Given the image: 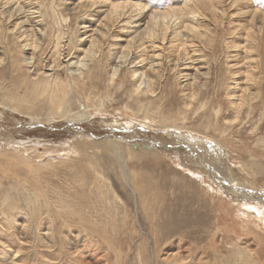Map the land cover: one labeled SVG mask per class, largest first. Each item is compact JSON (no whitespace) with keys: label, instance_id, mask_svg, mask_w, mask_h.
<instances>
[{"label":"rangeland","instance_id":"obj_1","mask_svg":"<svg viewBox=\"0 0 264 264\" xmlns=\"http://www.w3.org/2000/svg\"><path fill=\"white\" fill-rule=\"evenodd\" d=\"M4 1L0 99L19 108L0 100V264H264V199L239 192H264V0L180 9L164 39L149 14L193 0ZM115 3L131 13L108 20ZM77 127L160 154L126 156L125 181L74 151Z\"/></svg>","mask_w":264,"mask_h":264},{"label":"bare ground","instance_id":"obj_2","mask_svg":"<svg viewBox=\"0 0 264 264\" xmlns=\"http://www.w3.org/2000/svg\"><path fill=\"white\" fill-rule=\"evenodd\" d=\"M11 1H13V0H5L4 2L7 4H9ZM19 1V0H18ZM190 1V0H189ZM189 1H188V3H189ZM1 3L2 4H4L3 3V0L2 1H0V6L2 7V5H1ZM104 3V2H103ZM192 3V2H191ZM190 3V4H191ZM212 3V0H193V5L191 4L190 6L189 5H187L186 4V6H185V4H184V6H182V8L180 7L179 9H177V10H172L171 12L170 11H165V12H154L153 11V13H151V14H149V18H148V20H147V23H146V26H145V28L142 30V33L143 34H147V37H150V38H160V36H163V39L166 37V35L169 33V31L170 32H173V34H176V36L177 37H181V35L183 34L182 33V31L181 30H177V29H175V28H173V23L171 22V20L177 15V12H178V10H180V9H182V13H185L186 12V14H194L195 12H199L198 10H199V8L200 7H205V6H208V5H210ZM113 5V4H112ZM130 5H133V4H130ZM136 5V4H135ZM11 6V5H10ZM141 6V5H140ZM139 6V7H140ZM22 7L23 6H20V5H17L16 7H13L12 8V6L10 7V9L8 10L9 11V15H10V17L12 16V14H17V13H24L22 10H24V9H22ZM133 7V6H132ZM131 7V8H132ZM24 8V7H23ZM135 8V7H134ZM142 8V7H141ZM210 8V7H209ZM111 10L109 11V14H108V12H107V16H106V18L109 20V19H114V18H121V17H125L127 14H128V12H130V9L129 8H127V5L126 6H124L123 4H117V3H115V5L114 6H112L111 8H110ZM175 9V8H174ZM143 11V10H142ZM164 11V10H163ZM212 11V10H211ZM7 12V11H6ZM30 12V11H29ZM28 12V13H29ZM210 12V11H209ZM131 13V12H130ZM130 13H129V15H130ZM30 14H32V13H30ZM185 14V15H186ZM143 15H145L144 14V12H137V13H134V14H132V16L130 17V19L131 20H128V21H130V25L132 26V24L133 23H135L134 24V28L136 29V27H139L140 28V25H142V20H143ZM195 15V14H194ZM33 16V15H32ZM32 16H30V17H32ZM147 16V15H146ZM146 16H144V17H146ZM30 17H29V19H30ZM192 17V16H191ZM28 17L26 18V16L24 15L23 16V20L21 21L22 22V26L23 25H26L27 23H28ZM120 20V19H119ZM30 21V20H29ZM116 21V20H115ZM125 21V20H124ZM182 23V22H181ZM188 23V22H187ZM191 24V23H190ZM28 25V24H27ZM172 25V26H171ZM183 25V24H182ZM186 25V24H185ZM184 26V25H183ZM185 28L187 29V30H195V28H193V27H191L189 24H187L186 26H185ZM185 28H184V31H185ZM134 30V29H133ZM136 31V30H135ZM192 31V32H193ZM195 32H197V30L195 31ZM173 36V35H172ZM137 37V36H136ZM137 39V38H136ZM144 39H147V38H144ZM176 39V38H175ZM141 40V39H140ZM157 40V39H156ZM188 40V39H187ZM147 41V40H146ZM149 42V41H148ZM184 42H185V40H184ZM145 43V42H144ZM151 43V42H150ZM146 44V43H145ZM170 44V43H169ZM180 45V43L178 44V46ZM143 46V45H142ZM138 48V47H137ZM144 48V47H143ZM89 51H91L90 49H88V52ZM93 52V51H92ZM90 54V53H89ZM87 56V55H86ZM61 63V62H60ZM92 70V69H91ZM59 80V79H58ZM45 81V80H44ZM44 81H38V84H42V83H44ZM37 83V82H36ZM46 85V84H45ZM55 85V84H54ZM57 85V84H56ZM141 85V84H140ZM50 86V85H49ZM59 86V85H58ZM57 87V86H56ZM65 87V86H64ZM141 87V86H140ZM57 90H58V88H57ZM47 91V90H46ZM45 91V92H46ZM59 91V90H58ZM38 92V91H37ZM56 92V91H55ZM139 92V91H138ZM56 93H58V92H56ZM56 93H54V94H56ZM66 93H67V91H66ZM45 94V93H44ZM59 95H61L60 94V91H59V93H58ZM58 94H56L57 96L56 97H58L59 95ZM52 97H55L54 95L52 96ZM60 98H61V96H60ZM57 99V98H56ZM0 100H2V99H0ZM11 100V99H10ZM1 102H3L5 105L7 104L5 101H1ZM11 102H13V101H11ZM7 105H9V106H15L14 108H19V107H17L18 105H16L14 102H13V104L12 103H10V104H7ZM21 108V107H20ZM61 112V111H60ZM78 116L79 117H83L84 116V114H81V115H79L78 114ZM113 116V115H112ZM85 118V117H84ZM81 120V119H80ZM78 128V130L76 129V139H74L73 140V142H72V145H73V148H74V151L75 150H78V151H83V152H85L87 155H90L89 154V151L91 150V149H95L96 147H98V148H100L102 151H101V153H103V155H105V157L106 156H109L108 157V161L110 162L111 161V159L112 158H114V160H113V162L112 163H118L119 164V168L121 169V171H122V175H121V177H123L122 179H125V181H128V180H130V179H132L128 174L127 175H125V173H127V164H126V162H127V157H128V155H135L136 157H139V156H145V157H148V158H150V155L151 156H157V155H159L160 153L158 152V150L157 149H154V148H146L145 150H143L142 148H139L138 146H136V148H134L135 150H132V148L133 147H131V145L129 146V145H127V143L126 142H124V143H126V144H124L123 143V140L121 139V138H118V137H111V138H108V139H95V140H93L92 138H90L91 137V134L89 133V131H87V130H82L81 128L82 127H77ZM133 132V131H132ZM152 133V132H151ZM180 134H182V133H180ZM190 134V133H189ZM173 135V134H172ZM191 135V134H190ZM89 136V137H88ZM160 136V135H159ZM171 136V135H170ZM183 136V135H182ZM186 136H189V135H185L184 137H186ZM181 138V137H180ZM199 138V141H201L202 139L200 138V137H198ZM194 139V138H193ZM72 140V139H71ZM181 140H183V139H181ZM198 140V139H197ZM154 141V140H153ZM170 141V140H169ZM190 141V140H189ZM207 141H209V140H207ZM212 141V140H211ZM9 142V141H8ZM205 142V141H204ZM204 142H203V144H204ZM213 142V141H212ZM47 143V142H46ZM191 143V142H190ZM71 144V143H70ZM129 144V143H128ZM152 144V143H151ZM160 144V143H159ZM192 145H193V147H196L195 146V144L194 143H191ZM190 144V145H191ZM177 145V144H176ZM213 145V144H212ZM212 145H210V147L212 146ZM134 146V145H133ZM179 146V145H178ZM185 146V145H184ZM65 147V146H64ZM174 149H175V147L174 146H172ZM187 147V146H186ZM30 148V147H29ZM72 148V147H71ZM188 148V147H187ZM204 148V147H203ZM70 149V148H69ZM177 149V148H176ZM190 149V148H189ZM197 149L199 150V149H202V145L200 144V146L199 147H197ZM166 150V149H165ZM218 150V149H217ZM203 151V150H202ZM220 151V150H219ZM94 152V151H93ZM138 152V153H137ZM195 152V151H194ZM194 152L192 151V150H189V153H190V156H191V154L192 155H194ZM197 152V151H196ZM212 152V151H211ZM157 153H159V154H157ZM222 154V153H221ZM102 155V156H103ZM200 152L198 151V153H196V160L197 161H199V159L200 158H198V157H200ZM218 155V154H217ZM96 156H97V154H96ZM127 156V157H126ZM100 157V156H99ZM189 157V156H188ZM205 157V156H204ZM210 157V156H209ZM93 158V157H92ZM100 158H102V157H100ZM99 158V159H100ZM133 158H134V156H133ZM142 158V157H141ZM141 158H139V159H141ZM201 158H203V157H201ZM220 159H217V162H219V164L220 165H222V163H223V161H222V156L221 157H219ZM94 159V158H93ZM96 159H98V157L96 158ZM138 159V158H137ZM143 159V158H142ZM153 159V158H152ZM191 159V158H190ZM204 159V158H203ZM104 160V159H103ZM91 161V160H90ZM94 161V160H93ZM102 161V160H101ZM106 161H107V159H106ZM136 161V160H135ZM108 162V163H109ZM110 162V163H111ZM91 163V162H90ZM97 163V162H96ZM99 163V162H98ZM106 163V162H105ZM111 163V164H112ZM202 163V162H201ZM206 163H209V165L211 164L210 162H206ZM151 164V163H150ZM95 165H97V164H95ZM209 165H205V166H203L202 167V169H204L205 171H207V172H209L210 174H214V170L217 168L219 171H217V173H216V176H217V178L216 179H219V177H221L222 178V174H221V170H220V167L218 166V164H217V166L218 167H215V166H213V167H215V169H212L213 167L212 166H209ZM99 166V165H98ZM108 167H109V165H107ZM115 166V165H114ZM91 167V166H90ZM113 167V166H112ZM115 168H117V166H115ZM114 168V169H115ZM93 169H94V167H93ZM96 169V168H95ZM100 169V168H99ZM228 170H225V172H227L229 175H232L233 174V172L231 171V167H229V168H227ZM112 170H113V168H112ZM116 170H119V169H116ZM100 171V170H99ZM223 172V171H222ZM120 173V172H119ZM121 174V173H120ZM199 176V175H198ZM224 176V175H223ZM215 177V176H214ZM233 176H231L230 177V182L231 183H227L228 184V189H226V188H224L227 192H229V193H232V194H234L235 193V190H238L237 189V186H240V185H237L236 186V183L234 184V182L237 180L236 178H232ZM192 178V177H191ZM225 178V177H224ZM238 183H240V182H238ZM237 183V184H238ZM243 185H245V182H243L242 183ZM241 184V185H242ZM248 186V185H247ZM241 187H243V189H240L239 190V192H240V194L242 195V196H250V197H252V198H254V199H258V200H263L264 199V192H253L252 190H250L249 188H247V187H244V186H241ZM140 190V189H139ZM237 194V193H236ZM246 199V198H245ZM237 200V199H236ZM240 202V201H239ZM143 203V202H142ZM143 205V204H142ZM164 206V205H163ZM173 209V208H172ZM149 210V209H148ZM154 213V212H153ZM156 215V214H155ZM146 218V217H145ZM153 220H155V219H153ZM157 220V219H156ZM156 222V221H155ZM150 224H151V222H149Z\"/></svg>","mask_w":264,"mask_h":264}]
</instances>
